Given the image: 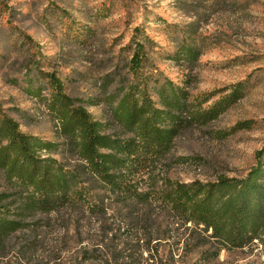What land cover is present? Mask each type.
<instances>
[{
  "label": "trees",
  "instance_id": "1",
  "mask_svg": "<svg viewBox=\"0 0 264 264\" xmlns=\"http://www.w3.org/2000/svg\"><path fill=\"white\" fill-rule=\"evenodd\" d=\"M128 46L126 70L115 92L105 96L118 132L106 130L65 92L54 71L41 70L40 61L24 90L44 101L55 118L57 140L21 131L0 107V171L8 182L31 190L30 196L0 192V264L28 263L30 241L38 238L28 219L38 212L55 214L64 231L72 226L79 244L82 230L95 231L72 264H84L94 253L104 254L103 264H211L223 250L264 244V148L244 176L204 182L150 176L154 182L147 187L136 181L144 167L165 156L181 128L206 124L237 101L243 83L206 104L210 94L191 95L153 66L154 42L142 26L132 29ZM192 51H182L190 62L196 58ZM246 126L240 121L233 129ZM79 187L87 188L84 194L93 191L92 204H84L80 194V210L70 194ZM85 213L97 216V227L81 222Z\"/></svg>",
  "mask_w": 264,
  "mask_h": 264
},
{
  "label": "rangeland",
  "instance_id": "2",
  "mask_svg": "<svg viewBox=\"0 0 264 264\" xmlns=\"http://www.w3.org/2000/svg\"><path fill=\"white\" fill-rule=\"evenodd\" d=\"M137 25L154 42L153 66L186 85L191 95L210 94L206 104L243 83L241 97L217 118L181 128L165 156L136 175L139 186L154 182L150 176L203 182L244 176L264 148V0H0V107L18 121L21 131L57 140L56 121L44 101L24 90L40 61L41 70L54 71L65 92L80 100L106 130L118 132L105 96L115 92L126 70ZM186 46L196 56L191 62L182 52ZM240 121L247 126L233 129ZM83 190L87 192L86 187L70 191L79 210L80 194L84 204L93 203V191ZM0 192L31 195L29 187L8 182L1 171ZM55 216L38 212L28 219L38 238L30 241L26 264H72L79 248L95 237V231L82 230L79 244L73 227L64 231L65 223ZM80 218L85 226L97 227V216L85 213ZM88 257L84 264L106 260L101 253ZM211 264H264V244L223 250Z\"/></svg>",
  "mask_w": 264,
  "mask_h": 264
}]
</instances>
